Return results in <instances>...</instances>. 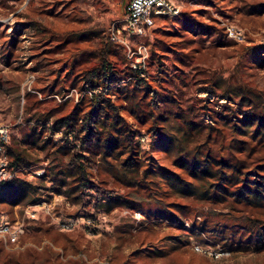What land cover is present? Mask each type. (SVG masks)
I'll return each mask as SVG.
<instances>
[{
	"label": "rangeland",
	"instance_id": "1",
	"mask_svg": "<svg viewBox=\"0 0 264 264\" xmlns=\"http://www.w3.org/2000/svg\"><path fill=\"white\" fill-rule=\"evenodd\" d=\"M174 2L134 36L127 0H0V220L23 230L0 264H264V203L233 193L264 182V0Z\"/></svg>",
	"mask_w": 264,
	"mask_h": 264
},
{
	"label": "built area",
	"instance_id": "2",
	"mask_svg": "<svg viewBox=\"0 0 264 264\" xmlns=\"http://www.w3.org/2000/svg\"><path fill=\"white\" fill-rule=\"evenodd\" d=\"M180 14L181 8L174 0H127L120 22L126 32L134 36H141L148 32L156 18L178 17ZM231 33L234 38L243 39L241 31L234 30ZM9 142L8 125L0 123V187L15 178V171H13L8 153ZM22 232L21 227H13L9 222L0 220V233L2 236L8 235L11 244L18 242Z\"/></svg>",
	"mask_w": 264,
	"mask_h": 264
},
{
	"label": "trees",
	"instance_id": "3",
	"mask_svg": "<svg viewBox=\"0 0 264 264\" xmlns=\"http://www.w3.org/2000/svg\"><path fill=\"white\" fill-rule=\"evenodd\" d=\"M99 77H102V76H99ZM106 77L107 76H103L102 80L104 81L106 79ZM236 91L241 95V99H240L241 103L251 102V100L248 99L246 89H244L243 87H239L236 89ZM252 120H253V122H258L257 131H256L257 134H260V133L264 134V130H263V128H264V106L261 105V102H256L255 104H253ZM66 122H67L66 119H60L56 123L65 124ZM111 126H112L113 130L115 131V133H117L120 137H118L119 139H117L116 141L111 140V138L107 139V141H105L107 148L109 149V148H112V146H119V144H121L124 147V149H126L127 148V139L134 132L128 128L123 129L121 127V125H119V122L117 120H114L111 123ZM121 136H124V137H121ZM20 160H21V157H19V155H16V159L13 162V164H17ZM207 162L209 163V160H207ZM220 162L224 164V161H220ZM199 164H200V161L197 159V157H194L193 161H192L193 172L196 173L198 171V169L200 167ZM227 165H228V167L234 168V171L237 170L239 175L244 174V173H242V168L240 166H238L236 164L233 165L232 163L227 164ZM201 172L204 173L206 171L201 170ZM218 172H221V174H226V173L222 172L221 169H219ZM220 178H221V180L226 179L225 176H221ZM253 180L254 179H251L249 177V175L247 174V177L245 176L241 179L242 185L240 187V190H238V192L236 191L233 193L238 194L237 196L240 197V196H242V194H244L243 190H245L247 192V194L244 196H245V200L247 201V203L257 202V203L262 204V203H264V182H258V181H253ZM7 184H5V185H7ZM224 190L226 191L227 189H224Z\"/></svg>",
	"mask_w": 264,
	"mask_h": 264
}]
</instances>
